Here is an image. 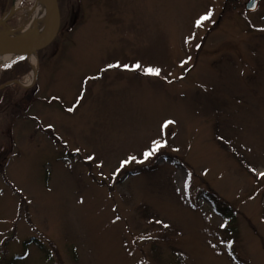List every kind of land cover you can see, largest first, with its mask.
<instances>
[{
    "label": "rangeland",
    "instance_id": "374dc122",
    "mask_svg": "<svg viewBox=\"0 0 264 264\" xmlns=\"http://www.w3.org/2000/svg\"><path fill=\"white\" fill-rule=\"evenodd\" d=\"M14 1L0 33L26 24ZM244 2L57 0L34 82L24 56L0 87V264H264V0Z\"/></svg>",
    "mask_w": 264,
    "mask_h": 264
},
{
    "label": "bare ground",
    "instance_id": "6f19581e",
    "mask_svg": "<svg viewBox=\"0 0 264 264\" xmlns=\"http://www.w3.org/2000/svg\"><path fill=\"white\" fill-rule=\"evenodd\" d=\"M28 1H30V5L21 9V17L23 20H26V24L23 25L22 29L18 32L8 35L16 36L22 41L34 42L44 38L48 34L52 26V16L45 8L42 0ZM20 2H22V0L14 1V5L12 6L14 10L19 8ZM9 14L10 13H6L4 16H9ZM17 56L18 53L10 52L9 50L0 46V66L12 62L18 58ZM26 57L31 64V70L30 74L27 75L23 81H21V84H23L25 87H29L34 82L36 76L37 56L35 53H29Z\"/></svg>",
    "mask_w": 264,
    "mask_h": 264
},
{
    "label": "water",
    "instance_id": "95a60500",
    "mask_svg": "<svg viewBox=\"0 0 264 264\" xmlns=\"http://www.w3.org/2000/svg\"><path fill=\"white\" fill-rule=\"evenodd\" d=\"M45 8L48 10L52 16V26L48 34L37 41L26 42L22 41L16 36H10L0 33V46L9 50L10 52L18 53L17 57L27 56L29 53H37L38 51L49 46L58 34L60 26V13L57 0H42ZM258 0H248L244 5V11L253 13L257 10ZM13 7L10 8V11ZM8 16H3L0 22L6 21ZM12 84H19L17 81L11 82Z\"/></svg>",
    "mask_w": 264,
    "mask_h": 264
},
{
    "label": "trees",
    "instance_id": "16d2710c",
    "mask_svg": "<svg viewBox=\"0 0 264 264\" xmlns=\"http://www.w3.org/2000/svg\"><path fill=\"white\" fill-rule=\"evenodd\" d=\"M7 2V0H0V19L2 18L3 15H5V12H8V8L6 7L5 3ZM21 66V68H20ZM23 68V70H22ZM13 72L11 69H6V73H4L1 78L6 74L7 75V79H5L3 82L0 83V86L5 85L6 83L15 81L14 79L20 78L23 74H25L28 70H29V66L26 62V58L23 56L22 58L18 59L17 61H15V63L13 64ZM7 71H11V74H8ZM10 86H5L4 88H2L3 92H4V96H3V100L5 101V105H8L11 101H13V96L14 93L13 91H10ZM15 87V85H14ZM3 107L0 106V110ZM48 136L52 135L51 131H44ZM3 166H1L0 164V172L2 171V169H4V164H2ZM204 195V197L209 200L213 205L215 210L221 214V216L223 217L224 220L231 222L235 216L233 215V211L231 210V208L229 207H219V203L217 202L216 199L213 198V196L209 195L207 192L206 193H202Z\"/></svg>",
    "mask_w": 264,
    "mask_h": 264
},
{
    "label": "snow or ice",
    "instance_id": "6c2138e0",
    "mask_svg": "<svg viewBox=\"0 0 264 264\" xmlns=\"http://www.w3.org/2000/svg\"><path fill=\"white\" fill-rule=\"evenodd\" d=\"M210 15L211 14L209 13V15L201 17V21H199L198 24L203 22L204 20H208L210 18ZM117 66L118 65H109V67H117ZM124 67L127 68L128 66L125 65ZM133 67H134V69H139L142 66L140 64H136ZM144 71L146 72V74H151V75H159L160 74V70L159 69L147 68ZM69 111H72V109H69ZM172 123H174V121H167V122H165L163 127H167L168 125H170ZM164 146H165V144L162 143V142H154V147H153L152 151H150V152L145 154V159H147V158L151 157L152 155H154L155 152L159 151V149L164 147ZM89 159H91V158H89ZM131 159H135V158L133 157ZM124 163L126 164V163H128V161H125ZM261 175L264 176V173H261ZM165 227H168V226L165 225Z\"/></svg>",
    "mask_w": 264,
    "mask_h": 264
},
{
    "label": "flooded vegetation",
    "instance_id": "af4514ba",
    "mask_svg": "<svg viewBox=\"0 0 264 264\" xmlns=\"http://www.w3.org/2000/svg\"><path fill=\"white\" fill-rule=\"evenodd\" d=\"M229 1L234 2V1H237V0H229ZM247 1H248V0H245V2L243 3V10H244V5H245V3H246ZM259 3H260V0H258V7H259ZM258 7H257V10H258ZM257 10H256V11H257ZM256 11H255V12H256ZM255 12H253V13H255ZM244 13H245V14H253V13H249V12H245V11H244ZM2 88H3V87H2Z\"/></svg>",
    "mask_w": 264,
    "mask_h": 264
}]
</instances>
